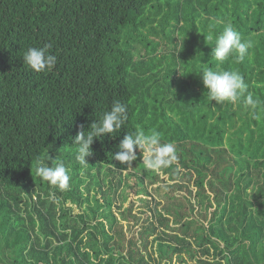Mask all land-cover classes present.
Instances as JSON below:
<instances>
[{"label":"trees","instance_id":"trees-1","mask_svg":"<svg viewBox=\"0 0 264 264\" xmlns=\"http://www.w3.org/2000/svg\"><path fill=\"white\" fill-rule=\"evenodd\" d=\"M228 23L252 47L218 65L205 36ZM46 44L58 62L35 73L23 55ZM206 67L264 101V0H0V264H264V114L208 100ZM114 101L129 119L83 168L73 139ZM137 125L178 162L115 161ZM48 156L70 190L36 175Z\"/></svg>","mask_w":264,"mask_h":264},{"label":"clouds","instance_id":"clouds-1","mask_svg":"<svg viewBox=\"0 0 264 264\" xmlns=\"http://www.w3.org/2000/svg\"><path fill=\"white\" fill-rule=\"evenodd\" d=\"M217 23H223V21H217ZM205 38L207 44L215 42L212 57L218 62V65L230 58H234L237 63L243 62L248 55V50L252 47L250 41L242 40L241 34L234 29L231 23L226 24L218 35L214 34L212 25H209V32ZM51 47V44H46L43 47H29L23 55L24 63L35 73L51 72L58 62L57 57L50 52ZM200 76L207 89L208 100L215 101L220 105L242 102L246 110H251L253 119H261V114H264V107L261 105L264 104V101L254 98L249 91V85L239 71L213 70L206 67ZM258 109L261 114L257 113ZM128 119V105L114 101L111 110L104 112L102 118L92 123L87 132L81 126V131L73 139V144L77 146L76 161L83 168H87L89 164L86 158L93 155L94 141L103 140L108 135L115 139ZM161 139V133L156 129L146 132L142 126L137 125L134 132L124 136L118 146L119 151L113 155V159L120 162L121 165L127 164L128 168H131L133 162L137 160V149H139L145 167L159 173L162 169L177 163L179 159L173 144L161 143ZM49 160L52 163L51 167L44 160L37 159L36 175L53 188H58L60 192L70 190L71 169L66 168L62 161L52 159L51 156H48ZM49 197L53 200L57 199L55 192H50Z\"/></svg>","mask_w":264,"mask_h":264}]
</instances>
